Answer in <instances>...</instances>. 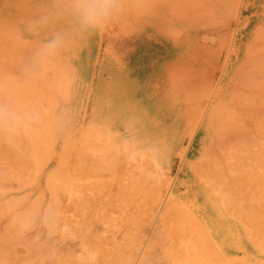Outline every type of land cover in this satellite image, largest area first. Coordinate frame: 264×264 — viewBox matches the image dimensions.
<instances>
[{
	"label": "rangeland",
	"instance_id": "1",
	"mask_svg": "<svg viewBox=\"0 0 264 264\" xmlns=\"http://www.w3.org/2000/svg\"><path fill=\"white\" fill-rule=\"evenodd\" d=\"M152 2L158 0H114L107 18L96 25H85L76 14V7H46L50 0L3 1L15 4L0 7V85L15 84L16 79L19 83L21 79L23 94L28 93L35 110L40 109L37 106L41 99L47 98L49 81L50 124L37 123L36 115L30 119L32 122L16 126L20 134L0 131V183L15 184L17 173L21 174L23 187L22 219H0V229L4 230L5 222H10L7 229L11 232L0 235V264H116L131 258L136 264L142 260L151 264H223V257L213 248L205 221L190 217L192 203L198 199L195 196H200L199 202H205L207 196L212 197V188L182 189L183 198L178 202L172 197L171 187L157 186L163 179L157 171L160 164L174 165L168 177L172 181L181 177L219 180L225 183L220 189L221 197L245 201L247 218L242 222L247 243L258 248L259 258L264 261V188L258 186L264 182V155L240 153L237 160L235 155L223 156L220 159L224 165L219 157L214 163L212 157L193 156L190 147L197 132L191 137L190 125L170 124L169 118L165 122L173 111L158 104L160 98L181 99L184 108L196 101H234L240 84L239 64L257 46L256 39L264 37V0H178V7L167 11L150 7ZM130 21L139 27L136 35L144 30L152 35L190 36L199 43L181 45L183 54H187L181 68L175 67V54L171 53L174 45H135L136 83L152 86L147 94L149 101H135L132 142L136 187L131 222L134 234L118 237L109 232L125 226V205L111 203L110 197L95 203V199L101 198L103 161L96 148L102 141L96 139L94 104L88 118L79 122L84 114H79L83 110L79 103L94 101L96 76L100 77L101 67L104 77L113 67L110 39L103 44L102 57L96 58L100 45L95 37L125 32L124 26ZM142 24L149 27L141 28ZM53 39L58 40L56 47L42 51ZM118 46L115 45V52ZM190 47L197 53L192 57ZM165 52L171 54L166 57ZM211 64L213 72L208 69ZM215 72H219V78L212 76L216 77L214 80L211 73ZM165 75L166 90L160 85ZM242 120H246V127L241 123L224 127H232L233 134L241 127L253 134L258 126L256 119L245 117L238 121ZM63 132L70 137L64 138ZM199 134L200 139L194 140L196 148L203 136ZM239 134L233 137L245 135ZM196 162L198 171L191 174L187 170ZM143 180L146 187L137 186ZM128 243H134L133 252L127 251Z\"/></svg>",
	"mask_w": 264,
	"mask_h": 264
},
{
	"label": "crops",
	"instance_id": "2",
	"mask_svg": "<svg viewBox=\"0 0 264 264\" xmlns=\"http://www.w3.org/2000/svg\"><path fill=\"white\" fill-rule=\"evenodd\" d=\"M3 1L4 0H0V7L5 5L11 6L15 4H5ZM49 6L76 7V3L72 0H50V4H46V7ZM206 7H209V4H207ZM145 27H149V25L142 24L141 28ZM124 28L126 29L125 32L121 30L116 35L114 34L108 37L100 35L95 37L96 44L100 45V49H98V52L96 53L98 54L96 58L102 57L103 44L106 43L107 39H110L111 54L112 57L114 56V58H112L114 60V62H112L113 67L110 68V73L107 74L106 77H104L105 74L103 73V68L101 67L100 77L98 75L96 76L94 101L87 100L85 102L79 103L80 108L83 109L79 114L81 115L84 113L83 119H79V122H83V120L85 121L88 118L89 109L92 107V104H94V108L96 110L95 123L97 125L96 127H98L96 139L98 141L99 139L102 141V143L100 142V147L96 148V150L101 153L103 161L101 165V170L103 171L101 175L102 182L100 183L102 200H100L101 198H97L95 199V203L97 204L99 201L103 203L106 201L107 197H110V200L112 201L111 203L116 202L117 204L125 205L123 207V211L126 209L125 216L127 220L125 226L117 229L112 228L109 232V234L118 237H128L134 234L132 224L135 209L136 180L134 163L135 150L132 140H134L135 101L136 98L142 101H149L150 96H147V94L150 93V88L152 86L146 85V83H136V69L134 62L135 45L150 43H160L164 45L172 44L174 47L171 48V50H173L171 53L175 54V67L181 68L183 66L181 61L184 59V55H187L186 53L183 54V47L181 45L199 43L198 41L195 42L193 37L190 36L167 34L152 35L149 31L145 32L144 30L143 34L136 35V28L139 27L135 26L134 21L126 23ZM239 39L241 40L242 38L239 37ZM115 45H119L116 48V52ZM167 50L168 49L165 47V51ZM189 50L191 57L193 54H197L193 52V47H190ZM171 53L165 52V56L167 57ZM191 57L189 60H192ZM166 61L167 59H164V65H167L168 61ZM209 68L210 70H213L214 65L211 64L208 69ZM167 70L168 69H166L164 74H166ZM139 71L144 72V70ZM212 74L213 73H211V75ZM161 84L164 86V90H166V75L160 82V85ZM0 87V105H3L6 109L10 110L20 118L17 125L32 122L30 119L34 118L36 115L39 116L38 120L35 119L37 123L50 124L49 81L47 98L41 99L42 102H40V105L37 106L40 109H35L37 111L33 110L35 106L33 101L28 98V93L23 94L21 79H19V83H17L16 79L15 84L5 83L0 85ZM183 103L184 101L181 99L177 100V98L173 101H169L167 98H160L158 101L160 107H164L165 109L168 108L173 111L171 112L172 114H170L171 117H165V122H167V118H169L168 122L170 124L190 125L189 132L191 133V137L193 136L194 132H197L196 136L192 139V144L190 147L191 155H202L210 158L212 157V161H216L218 159L216 157L232 156V151H234L236 155L240 153L247 156L264 155V120L262 118L261 121L255 118L259 127L256 126L255 132L253 134L248 132L249 134L240 135L242 137H248L247 135L253 136L252 138L251 136L250 138L248 137L249 140L248 138L246 139L245 144H247L246 147L243 148V151L238 152V150L235 149L237 146L232 147V144L227 143L232 139L234 140V137L231 135V132H233L234 129L232 127L225 128L224 125H229L230 123H241L242 125L247 124L246 120H242L241 122L238 121L242 118H245V115L235 105V100H208L204 102L196 101L192 102V104H186L185 108ZM188 106H191V108ZM196 106L197 109L195 108ZM218 106L220 107L218 108ZM192 107L195 109L193 112ZM196 110L199 112L202 111V113L200 112V114ZM189 112L194 114L191 115ZM176 129L178 128L176 127ZM224 129H226V132ZM17 132L20 134V129H16L15 133ZM199 132L202 133L203 136L199 141V146L196 148L194 147V140L196 138L200 139ZM222 132L225 133L221 134ZM63 134L64 135L62 136L64 138L70 137L68 132H63ZM239 139H241V137H239ZM204 141L206 142L205 144L202 143ZM242 141L244 140H239L241 144ZM223 144L229 146H223V148H221ZM240 148L241 146L238 145L237 149L240 150ZM198 162L191 163L189 170L187 171L191 174L197 172L198 167L196 164H198ZM208 162H211L210 159H208ZM173 169L174 165L172 164L158 165L157 171L160 172V175L163 179L158 181L159 185L157 186L164 189L171 187L174 190H172V197L178 202L183 198L182 189L190 188L197 189L196 191H198L199 188L203 187L212 188L213 195L212 197L207 196V200H205V202H199L200 196H195V199H198L192 203L194 210L190 212V217L196 220L205 221V225L207 226L209 234L214 241L213 248L217 253L220 254L221 257H223L222 263L264 264V261L259 258L260 255H258V248L253 244L247 243L246 226L245 223L242 222L247 218L245 209L246 202L241 201V199L238 200V198H232L230 196L227 198L221 197L220 194L222 191L220 189L224 187L223 184L225 183H219V180H203L193 178L188 179L181 177L177 178L175 181H172V179H169L168 177L170 176V173L173 172ZM15 178V184H10L7 186L3 183H0V216L2 215L0 219L4 221H17L22 219L21 209L23 188L21 183V174L17 175L16 173ZM17 179H20V184L17 183ZM146 185V181L143 180L141 181V184H138L137 186L146 187ZM258 186L264 188V182L258 183ZM118 216L120 217V215ZM122 216L124 215H121V217ZM119 217L117 218L119 219ZM9 224L10 222H5V231L0 229V235L2 232H9L7 229ZM134 247V243H128L127 251L133 252ZM149 263L151 264V262ZM149 263L144 260L140 261V264ZM96 264L103 263L96 261ZM116 264H136V261L134 258H131L117 261Z\"/></svg>",
	"mask_w": 264,
	"mask_h": 264
},
{
	"label": "bare ground",
	"instance_id": "3",
	"mask_svg": "<svg viewBox=\"0 0 264 264\" xmlns=\"http://www.w3.org/2000/svg\"><path fill=\"white\" fill-rule=\"evenodd\" d=\"M177 2H178V0H158V2L157 3H155V2H152L151 3V6L150 7H160L159 9H160V11H165L166 9H168V8H170V7H178L177 6ZM153 3H155V4H153ZM179 3H182V1L181 2H178V4ZM167 11V10H166ZM243 12V11H242ZM230 30H232V28L230 29ZM261 34V33H260ZM226 36V35H225ZM236 36H237V34L235 35V36H233L234 38L232 39V42H233V46H234V44H235V42H236ZM224 37V36H223ZM229 38V37H228ZM223 39V38H222ZM212 40V39H211ZM223 42V41H222ZM221 42V43H222ZM226 42H228V41H226ZM256 44L255 45H257L256 47H254V49H252L251 51H250V55L249 54H246V59H245V61H244V63L243 64H239V69L237 70V76H239V80H240V84L238 85V92L235 94V95H238L237 97H236V99H235V105L237 106V107H239V109L244 113V115H245V117H251V118H256V119H258L259 121H261V118L264 120V87H262V84L264 83H262V78H264V37L262 36L261 38H257L256 39ZM210 46V45H209ZM229 63H227L226 64V66L228 65ZM225 68V67H224ZM214 69V68H213ZM217 69V68H216ZM212 70V69H211ZM210 70V71H211ZM221 71H222V68L220 69ZM216 71V70H215ZM213 72V71H212ZM216 73V72H215ZM223 73V72H222ZM219 74V72L218 73H216V74H213V75H211V77L212 76H216L217 77V75ZM220 74H221V72H220ZM206 76V75H205ZM222 76V75H221ZM235 76V75H234ZM193 77V76H192ZM210 77V78H211ZM216 77L215 78H213L214 80L216 79ZM217 78H219V77H217ZM208 80H210L209 78H207ZM207 79H206V81H207ZM210 82H212L211 80H210ZM239 83V82H238ZM194 88H196V87H194ZM197 91H198V89H197ZM248 92H251L250 94L248 93ZM196 97V96H195ZM248 99V100H247ZM250 99H253V100H250ZM234 100V99H233ZM189 108H191V106H188ZM220 106H218V108H219ZM188 108V109H189ZM193 108V107H192ZM196 109H197V106L195 107ZM214 109V108H213ZM195 109L193 108L192 109V112L194 111ZM196 111H198V110H196ZM217 111V110H216ZM190 113L191 115L192 114H194V113ZM199 112V111H198ZM201 113H202V111H200ZM199 112V113H200ZM200 113V114H201ZM219 113V112H218ZM187 115H189V114H187ZM190 115V116H191ZM199 115V114H198ZM197 115V116H198ZM229 115V114H228ZM196 116V115H195ZM194 116V117H195ZM202 116V115H201ZM215 121V120H214ZM238 125H240V124H238ZM242 126V125H241ZM244 126V125H243ZM245 127H246V125H245ZM229 128V127H228ZM235 128V127H234ZM239 129H240V127H238ZM237 128V129H238ZM244 128V127H243ZM236 129V128H235ZM225 130V132H226V129H224ZM227 130H229V129H227ZM233 130V129H232ZM219 131H220V129H219ZM247 130L245 129V130H243L242 129V127H241V130H238V131H236V133H244V134H249L248 133V131L246 132ZM224 132V133H225ZM223 132L221 133V134H224ZM235 132H234V134H236ZM220 134V135H221ZM232 134V133H231ZM233 134V135H234ZM239 134V135H240ZM233 135H232V137H233ZM216 136V135H215ZM219 136V135H218ZM249 138H250V136L249 135H247ZM220 137V136H219ZM222 137H224V136H222ZM239 137H241V139H239ZM239 137H234V139H239V140H244V141H242V144H241V142H239V140H231L230 142H227V143H229V144H234L232 147H234L235 145L237 146V145H239V146H241V148H240V150L239 149H237L238 148V146L235 148L236 150H238V152H240V151H243V148H245L246 146V144H245V142H246V139L248 138V137H242V136H239ZM253 136H251V138H252ZM249 138H248V140H249ZM3 139V138H2ZM30 139V138H29ZM34 139V138H33ZM31 141V140H30ZM235 141V142H234ZM32 142V141H31ZM244 142V143H243ZM27 143H29V141L27 142ZM225 143V142H224ZM241 145H240V144ZM18 144V143H17ZM31 144V143H30ZM243 144H245L244 145V147H243ZM223 146L225 147V146H229V145H225V144H223L222 145V147L221 148H223ZM21 147V146H20ZM29 147V146H28ZM42 147V146H41ZM227 148H229V147H227ZM2 149V148H1ZM28 149V148H27ZM21 152V151H20ZM27 152V151H26ZM40 152V151H39ZM41 152H42V150H41ZM219 152V151H218ZM234 151H232L231 153H232V156L231 157H234L233 155H235V159L237 158V157H239V155L237 154V156H236V153L234 152ZM16 153V152H15ZM66 154V153H65ZM224 155V154H223ZM228 155V154H227ZM37 156H38V154H37ZM21 157V156H20ZM24 157V156H23ZM39 157V156H38ZM61 157V156H60ZM63 157H65V156H63ZM63 157H61V158H63ZM34 159V158H33ZM219 159H220V157H219ZM24 160V159H23ZM47 160V159H46ZM63 160V159H62ZM68 160V159H67ZM237 160V159H236ZM22 161V160H21ZM214 162H215V160H214ZM225 162H227V161H225ZM63 163V162H62ZM212 163V162H211ZM218 163H219V161H218ZM220 163H221V159H220ZM230 163V162H229ZM221 164H223V162L221 163ZM9 165V164H8ZM224 165V164H223ZM13 166V165H12ZM32 166V165H31ZM202 166H204V165H202ZM209 166V165H208ZM14 167H16V166H14ZM222 167V166H221ZM17 168V167H16ZM207 167H205V169H206ZM210 168H211V166H210ZM209 168V169H210ZM225 168V167H224ZM224 168H222V171H224L225 169ZM33 169V168H32ZM62 169V168H61ZM76 169H78V168H76ZM208 169V170H209ZM212 169V168H211ZM210 169V170H211ZM215 169V168H214ZM213 169V170H214ZM219 169V171H220V168H218ZM224 169V170H223ZM17 170V169H16ZM26 170V169H25ZM28 170V169H27ZM63 170V169H62ZM207 170V169H206ZM209 170V171H210ZM24 171V170H23ZM60 171V170H59ZM202 171V170H201ZM217 170H215V173H219V171H217ZM9 172V171H8ZM17 172H18V170H17ZM33 172V171H32ZM67 173H68V171H66ZM208 172V171H207ZM213 172V171H212ZM2 173V172H1ZM210 173V172H209ZM208 173V174H209ZM6 174V173H5ZM4 174V175H5ZM222 174V173H221ZM6 175H8V174H6ZM25 175V174H24ZM33 175V174H32ZM53 175V174H52ZM213 175H215V174H213ZM225 175V174H224ZM83 176V175H82ZM204 176V175H203ZM212 175H210V177H211ZM7 177V176H6ZM10 178H11V176H9ZM206 177V176H205ZM215 177V176H214ZM57 178V177H56ZM2 179V178H1ZM74 179V178H73ZM207 179H209L208 177H207ZM4 180V179H3ZM206 180V179H205ZM55 182V181H54ZM77 182V181H76ZM73 183V182H72ZM20 184V183H19ZM25 185V184H24ZM73 185V184H72ZM62 186V185H61ZM74 186V185H73ZM75 187V186H74ZM23 188V187H22ZM78 189H80V188H78ZM77 190V189H76ZM41 192V191H40ZM80 192V191H79ZM81 193V192H80ZM39 197V196H38ZM75 197V196H74ZM75 199H76V197H75ZM43 200V199H42ZM75 201V200H74ZM32 202V201H31ZM74 203V202H73ZM40 204V203H39ZM75 204V203H74ZM36 205V204H35ZM41 205V204H40ZM78 207V206H77ZM81 209V208H80ZM47 210V209H46ZM78 211V210H77ZM46 212V211H45ZM84 213V212H83ZM36 216H39L38 214L36 215ZM35 216V217H36ZM43 217V216H42ZM4 218V217H3ZM9 221V220H8ZM16 223V222H15ZM14 223V225H16L17 226V223L15 224ZM67 224V223H66ZM7 225V224H6ZM6 228V227H5ZM14 228V227H13ZM18 228V227H17ZM16 228V229H17ZM32 228V227H31ZM3 229V228H2ZM11 229V228H10ZM15 229V230H16ZM28 229V228H27ZM34 229V228H33ZM30 230V229H29ZM4 231H5V229H4ZM11 231H12V229H11ZM23 231V230H22ZM7 233V232H6ZM9 233L11 234V232L9 231ZM8 233V234H9ZM21 237H22V235H21ZM27 237V236H26ZM19 238V237H18ZM17 238V239H18ZM45 239H47V238H45ZM49 239V238H48ZM20 240V239H19ZM16 241H18V240H16ZM30 241V240H29ZM37 242V241H36ZM36 242H33V244L34 243H36ZM30 243H31V241H30ZM62 243V242H61ZM1 244V243H0ZM5 244V243H4ZM35 247V246H34ZM3 253V252H2ZM4 254V253H3ZM2 255V254H1ZM4 255H2V257H3ZM48 256V255H47ZM46 257V256H45ZM0 259H1V257H0ZM46 260V259H45ZM34 261V260H33ZM32 261V262H33ZM42 261H44V260H42ZM29 262H31V261H29ZM26 263V262H25ZM24 264V263H23ZM37 264V263H36ZM48 264V263H47Z\"/></svg>",
	"mask_w": 264,
	"mask_h": 264
},
{
	"label": "clouds",
	"instance_id": "4",
	"mask_svg": "<svg viewBox=\"0 0 264 264\" xmlns=\"http://www.w3.org/2000/svg\"><path fill=\"white\" fill-rule=\"evenodd\" d=\"M114 0H75L76 14L85 25H96L107 18L112 12ZM58 43L53 39L43 46L42 51L54 49ZM19 117L13 112L0 105V131H7L9 134L16 130Z\"/></svg>",
	"mask_w": 264,
	"mask_h": 264
}]
</instances>
